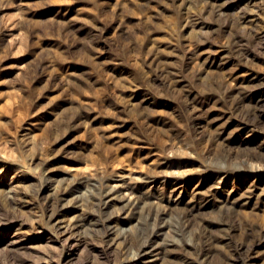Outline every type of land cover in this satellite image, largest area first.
Instances as JSON below:
<instances>
[{
  "label": "rangeland",
  "instance_id": "1",
  "mask_svg": "<svg viewBox=\"0 0 264 264\" xmlns=\"http://www.w3.org/2000/svg\"><path fill=\"white\" fill-rule=\"evenodd\" d=\"M0 264H264V0H0Z\"/></svg>",
  "mask_w": 264,
  "mask_h": 264
},
{
  "label": "bare ground",
  "instance_id": "2",
  "mask_svg": "<svg viewBox=\"0 0 264 264\" xmlns=\"http://www.w3.org/2000/svg\"><path fill=\"white\" fill-rule=\"evenodd\" d=\"M249 96V95H248ZM83 157V156H82ZM86 157V156H85ZM89 160V159H88ZM89 162V161H88ZM76 164V163H75ZM87 165V164H86ZM88 166V165H87ZM86 176V175H85ZM83 177L82 176V179H75V180H73L71 183H69L65 188H63V190H62V192H61V197H66V196H68V195H71L72 193H74L76 190H78V189H83L84 188V190H86V192H87V190L89 189V187H92V186H97V185H95L96 184V182H94L95 181V179H94V181L90 178V177H88V176H86V177ZM67 178V177H66ZM97 178V177H96ZM104 179V178H103ZM110 179V178H109ZM105 180L106 179H104V181H102V183L99 185V187H101L102 189H104L102 192H100V196L98 197V198H96L97 200H98V207L100 208V211L101 212H103V210H104V208L110 203V201H112L113 200V198H115L114 197V195H115V193L117 192V189L116 188H112L111 186V188H109L108 186H106L105 185ZM69 181V180H68ZM67 182V181H66ZM62 183V182H61ZM58 184V183H57ZM63 184V183H62ZM122 184H124V183H122ZM49 185V184H48ZM44 186V185H43ZM60 186L62 187V185L60 184ZM50 187V186H49ZM57 187V186H56ZM64 187V186H63ZM51 188H53V187H51ZM58 188V187H57ZM93 188V187H92ZM120 188V187H119ZM125 188V187H124ZM95 189V188H94ZM93 189V190H94ZM84 190H82V192L84 191ZM98 190V189H97ZM57 191V190H56ZM99 191V190H98ZM81 192V191H80ZM128 192V191H127ZM129 193H130V191H129ZM129 193H127L128 194V196L127 197H123L122 198V200H121V202L122 203H124L123 205H122V207H121V210L118 212V213H115V214H109V215H107V217L104 219V221H103V223H104V226H105V228L107 229V231L109 232V231H111V229L113 228L112 227V225H113V223H115L118 219H120L121 218V216L123 215V214H126L127 212H130V211H133L137 206L138 207H140L138 204H139V199L137 198V196L136 197H134V196H132L131 195V193L129 194ZM38 194V193H37ZM123 194H125L124 192H123ZM133 194V193H132ZM138 194V193H137ZM121 195H122V193H121ZM89 197H91V196H89ZM57 198V197H56ZM69 198H71V197H69ZM84 198H86V196L83 194L82 196H80L79 197V199H84ZM202 198H203V196H202ZM86 200V199H85ZM68 201V203H69V200H67ZM73 201V200H72ZM94 201V200H93ZM66 201H64V203H65ZM96 202V201H95ZM63 203V202H62ZM90 203V202H89ZM91 203H92V201H91ZM90 203V204H91ZM121 203V204H122ZM59 204V203H58ZM71 204H72V202H71ZM89 204V205H90ZM93 204V203H92ZM92 204H91V206H92ZM95 204V203H94ZM63 205V204H62ZM69 205H70V203H69ZM75 205V204H74ZM118 205V204H117ZM77 206V205H76ZM88 206V205H87ZM86 206V207H87ZM80 207V206H79ZM108 207H110V206H108ZM116 207V206H115ZM116 208H118V207H116ZM62 209V208H61ZM113 209V208H112ZM87 210V209H86ZM85 210V211H86ZM65 211V210H64ZM117 211V210H116ZM165 211V210H164ZM52 212V211H51ZM113 212V211H112ZM165 212H167V211H165ZM54 213V212H53ZM153 213V212H152ZM132 214H135V213H132ZM47 215V214H46ZM78 215V214H77ZM81 215V214H80ZM150 215V214H149ZM152 215V214H151ZM50 216V215H49ZM58 216V215H57ZM132 216V215H131ZM133 217V216H132ZM131 217V218H132ZM75 218H77V217H75L74 216V220H75ZM83 218V217H82ZM130 218V217H129ZM73 219V218H72ZM153 219V218H152ZM151 219V220H152ZM153 221V220H152ZM73 222V221H72ZM88 224V223H87ZM117 224V223H116ZM73 225V224H72ZM84 225V224H83ZM85 226H86V224H85ZM162 227V226H161ZM166 227V226H165ZM161 229V228H160ZM162 230V229H161ZM153 232V231H152ZM114 234V233H113ZM154 234V233H153ZM146 246V243H142L141 245H140V251H145L146 250V248L147 247H145ZM137 247H139V246H137ZM156 248V247H155ZM140 253V252H139ZM158 253V252H157ZM130 255V254H129ZM154 255H156V254H154ZM150 260V259H149ZM133 261V260H132ZM150 263V262H149ZM155 263V262H154Z\"/></svg>",
  "mask_w": 264,
  "mask_h": 264
}]
</instances>
